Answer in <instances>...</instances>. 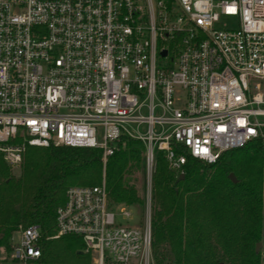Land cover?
Instances as JSON below:
<instances>
[{"label": "built area", "instance_id": "1", "mask_svg": "<svg viewBox=\"0 0 264 264\" xmlns=\"http://www.w3.org/2000/svg\"><path fill=\"white\" fill-rule=\"evenodd\" d=\"M222 17L232 24L219 26ZM122 136L146 146L148 203L156 150L179 178V147L214 163L264 144V0H0V154L10 169L29 146L98 147L105 166ZM103 182L67 190L48 238L81 237L89 264H155L151 206L145 224H122L132 214L116 210ZM43 238L38 224L14 232L0 264H48Z\"/></svg>", "mask_w": 264, "mask_h": 264}, {"label": "trees", "instance_id": "2", "mask_svg": "<svg viewBox=\"0 0 264 264\" xmlns=\"http://www.w3.org/2000/svg\"><path fill=\"white\" fill-rule=\"evenodd\" d=\"M145 151L142 140L122 136L104 166V151L98 147L29 146L19 175L0 154V249L10 251L14 232L38 224L46 263H92L81 237L48 238L57 233V209L70 187L103 181L113 204L145 207L135 183L137 174L145 172ZM178 151L187 157L183 179L170 175L163 151L155 152L151 202L155 264H264L263 141L225 151L214 163L181 147Z\"/></svg>", "mask_w": 264, "mask_h": 264}, {"label": "rangeland", "instance_id": "3", "mask_svg": "<svg viewBox=\"0 0 264 264\" xmlns=\"http://www.w3.org/2000/svg\"><path fill=\"white\" fill-rule=\"evenodd\" d=\"M232 24L230 19L222 17L220 22L218 23L219 26L223 27L225 25H229ZM21 169H15V170H11L12 173L19 175L21 172ZM135 183L139 189L140 194L145 198V207L140 206V205H133V206H126V205H120L119 207L116 205V210L120 213L122 211V209H127L131 212V217L128 219H124L122 217L118 218L122 221V224H128V225H143L145 224L147 217L148 216V208L149 205L151 206V210H152V201L148 203V201L146 200V196H147V192H148V181H147V174L146 172H141L138 173L136 176V180ZM19 236L17 235V238ZM93 259V258H92Z\"/></svg>", "mask_w": 264, "mask_h": 264}, {"label": "water", "instance_id": "4", "mask_svg": "<svg viewBox=\"0 0 264 264\" xmlns=\"http://www.w3.org/2000/svg\"><path fill=\"white\" fill-rule=\"evenodd\" d=\"M166 53H167V51L164 50V51H163V55H166ZM184 177H185V173H182V174L180 175L179 178H180V179H183ZM230 178H231L234 182L237 181V178H236V176H235L234 173H231V174H230ZM261 248H262V243H258V244H257V248H256V250L259 251Z\"/></svg>", "mask_w": 264, "mask_h": 264}]
</instances>
